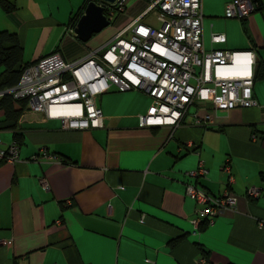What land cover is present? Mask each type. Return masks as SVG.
<instances>
[{
	"label": "crops",
	"instance_id": "obj_1",
	"mask_svg": "<svg viewBox=\"0 0 264 264\" xmlns=\"http://www.w3.org/2000/svg\"><path fill=\"white\" fill-rule=\"evenodd\" d=\"M7 1L14 9L0 5V31L16 33L24 63L52 53L81 59L146 5L129 0L125 16L82 42L68 22L87 0ZM231 1L201 0L204 50L250 51L264 60V0H254L244 19L225 16ZM142 21L158 26L153 13ZM214 33L225 40L213 43ZM252 94L251 107L190 105L176 125L141 126L152 98L115 87L94 98L99 128L64 129L58 119L23 113L18 159L0 160V239L10 240L0 264H264V79L253 82ZM12 142L11 130L0 129V148ZM199 162L207 174L188 177ZM188 184L214 197L232 193L235 207L199 230ZM249 187L260 189L257 198L247 197Z\"/></svg>",
	"mask_w": 264,
	"mask_h": 264
},
{
	"label": "built area",
	"instance_id": "obj_2",
	"mask_svg": "<svg viewBox=\"0 0 264 264\" xmlns=\"http://www.w3.org/2000/svg\"><path fill=\"white\" fill-rule=\"evenodd\" d=\"M128 1L115 0L108 6L110 23L115 22V15H126ZM145 4L141 13L118 26L103 46L75 61H65L58 53L42 56L24 68L15 86L0 91V95L9 93L26 99L24 113H42L45 118L60 120L64 129L80 130L103 126L94 98L110 87L120 91L138 89L152 98L147 113L139 117L141 126L176 125L190 105L209 102L215 111L256 105L252 94L254 54L204 50L201 0H149ZM255 6L253 0H233L226 5L224 14L244 19ZM150 13L155 14L157 27L142 21ZM224 40L223 34L211 35L213 43ZM203 119L211 123L212 113L206 112ZM200 121L196 119L195 123ZM41 154L46 155L45 149ZM18 155L16 141L5 150L0 148V160L14 162ZM221 170L229 187L234 180L230 166L225 163ZM206 174L207 169L199 162L188 177ZM41 184L48 188L44 179ZM185 191L198 204L191 220L195 228L201 221L212 222L236 204V197L229 192L214 197L193 184H188ZM259 194L258 187L246 190L249 198ZM9 243L0 239V247Z\"/></svg>",
	"mask_w": 264,
	"mask_h": 264
},
{
	"label": "trees",
	"instance_id": "obj_3",
	"mask_svg": "<svg viewBox=\"0 0 264 264\" xmlns=\"http://www.w3.org/2000/svg\"><path fill=\"white\" fill-rule=\"evenodd\" d=\"M89 1L91 0H87V3ZM94 1L105 6L104 13L107 12L108 6H111L104 2H99L97 0ZM0 5L5 12H11L14 9V5L7 0H0ZM81 13L82 9L72 14V16L69 18L68 25L74 27ZM34 62H23V50L21 45L19 44L15 32H10L7 30L0 31V91H4L10 87L15 86L24 68ZM263 79L264 60H262L261 58H256L253 63V82ZM25 109L26 99L15 98L12 94L9 93L0 95V112H2L0 129L11 130L13 141H16L18 145L21 143L22 136L19 131H17V122L19 117L24 113ZM1 161H3V159H1ZM206 225V220L201 221L198 226L199 230L204 229Z\"/></svg>",
	"mask_w": 264,
	"mask_h": 264
},
{
	"label": "water",
	"instance_id": "obj_4",
	"mask_svg": "<svg viewBox=\"0 0 264 264\" xmlns=\"http://www.w3.org/2000/svg\"><path fill=\"white\" fill-rule=\"evenodd\" d=\"M112 5L115 0H97ZM104 6L94 0L87 3L83 13L78 18L74 33L82 42L88 41L93 34L99 33L102 29L110 25V21L104 14Z\"/></svg>",
	"mask_w": 264,
	"mask_h": 264
},
{
	"label": "rangeland",
	"instance_id": "obj_5",
	"mask_svg": "<svg viewBox=\"0 0 264 264\" xmlns=\"http://www.w3.org/2000/svg\"><path fill=\"white\" fill-rule=\"evenodd\" d=\"M150 17L147 18V21H150L151 23H153L152 16H150Z\"/></svg>",
	"mask_w": 264,
	"mask_h": 264
}]
</instances>
